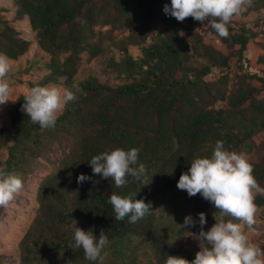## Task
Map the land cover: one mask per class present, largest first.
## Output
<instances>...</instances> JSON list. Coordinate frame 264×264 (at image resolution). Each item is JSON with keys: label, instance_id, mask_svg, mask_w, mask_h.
Wrapping results in <instances>:
<instances>
[{"label": "trees", "instance_id": "obj_1", "mask_svg": "<svg viewBox=\"0 0 264 264\" xmlns=\"http://www.w3.org/2000/svg\"><path fill=\"white\" fill-rule=\"evenodd\" d=\"M13 4L15 19L28 18L40 47L51 55V73L31 87L59 84L66 78L65 87L77 84L84 93H76L52 129L42 130L22 111L25 95L7 108L9 126H0V152L8 154L0 169L17 174L46 157L55 142L71 143L39 189L40 208L20 243V264H56L59 257L68 264H164L168 256L194 259L199 251L198 221L196 227L179 225L190 214L198 218L204 213L207 231L215 223L217 209L200 194L189 197L177 188L192 159L210 156L217 140L232 151H256V160L249 162L264 188V146L254 141L264 132V77L243 65L251 40L261 31L236 23L234 16L228 37L216 36L239 58L235 74L239 81L230 88V56L193 31L201 22L168 17L163 6L170 0H14ZM244 7L242 17L264 13V0H247ZM105 26L111 27L107 34L97 31ZM122 29L129 30L128 37L117 41L110 35ZM30 45L0 14V53L17 61ZM129 45L140 46L142 57L133 58ZM111 46L121 49L123 58L117 62L112 57L108 68L123 83L112 86L95 77L76 82L82 55L109 54ZM220 103L225 105L218 107ZM133 147L140 150L139 160L147 167L144 183L128 176L127 184L116 188L111 178L92 173L88 162L93 156ZM80 174L91 179L77 183ZM175 190L179 194L173 198ZM113 192L135 193L151 205L150 212L136 223H129L128 217L116 221L107 202ZM255 204L264 207V195L256 194ZM4 213L5 207H0V220ZM164 214L175 218L176 224L167 223ZM74 221L97 237L106 232L110 244L96 262L74 246ZM183 232L192 233L195 242L179 244ZM6 262L0 253V264Z\"/></svg>", "mask_w": 264, "mask_h": 264}, {"label": "clouds", "instance_id": "obj_2", "mask_svg": "<svg viewBox=\"0 0 264 264\" xmlns=\"http://www.w3.org/2000/svg\"><path fill=\"white\" fill-rule=\"evenodd\" d=\"M246 3L247 0H170V4L163 6V12L179 22L188 17L201 22L205 28L212 30L209 35L213 38L228 37V25L234 16L245 10ZM10 64L9 57L0 53V105L8 101L11 92L7 75ZM76 93L84 94L77 84L71 88L36 85L24 98L22 111L42 130L52 129L62 109L76 100ZM139 151L135 147L109 149L93 156L88 163L94 175L111 178L116 188L125 186L128 176L144 183L147 180V167L140 162ZM90 179V176L80 174L77 183ZM177 188L186 191L189 197L200 194L217 212L214 225L207 231L204 230L207 223L205 214H198L200 231L195 238L199 241V251L194 259L189 261L180 256H168L164 264H264V248L250 242L245 232V226L251 228L255 223L256 194L264 195V188L256 181L253 166L245 154L229 150L223 140H217L210 156L192 159L188 170L180 175ZM22 189L23 179L19 174L0 169V207H6ZM107 202L113 208L116 221L128 217L129 223L143 219L151 208L144 199H137L135 193L121 196L113 192ZM196 225L197 221L189 215L179 227ZM72 232L74 246L82 249L90 262L100 259L110 244L106 232L101 231L97 237L92 230L79 228L75 221Z\"/></svg>", "mask_w": 264, "mask_h": 264}, {"label": "rangeland", "instance_id": "obj_3", "mask_svg": "<svg viewBox=\"0 0 264 264\" xmlns=\"http://www.w3.org/2000/svg\"><path fill=\"white\" fill-rule=\"evenodd\" d=\"M13 3L14 0H0V14L3 19L9 21L15 29L20 31L21 37L29 41L31 45L29 51L24 56L20 57L17 61L10 60V71L7 75L11 92L8 96V101L0 105V126H9L7 108L18 97L21 95L26 96L29 93L31 83L37 84L51 73L49 68L51 55L40 47L36 32L33 31L29 19L27 18L23 21L15 19L16 9ZM235 21L239 24H245L256 31H261L257 38L251 40L243 65L251 73L257 74L259 77H264V13H253L248 17H242L240 14L236 16ZM110 29V26L98 27L97 31L107 34ZM193 31L202 34L208 44L213 45L225 55L230 56L232 66L230 88L235 86L239 81L235 74L239 73L238 66H240V62L238 56L234 54V50H230L226 45L222 44L217 37L213 38V36H210L208 28H205L204 25H195ZM129 34V30L126 29L110 33L117 41L128 37ZM128 51L135 59L142 57L140 46L129 45ZM66 56L63 55L62 60ZM112 57L117 62L120 61L123 58L122 50L116 46H111L109 54L103 53L95 58H91L88 53H84L78 67L77 75L75 76L76 82H82L89 77H95L102 83L112 86L122 84V78L108 68V62ZM65 80L66 78H61L59 84L50 83L48 85L65 86ZM251 83L260 87V82L257 80H253ZM262 96H264V92ZM224 105V103H220L218 107ZM254 141L256 145L264 146V132L258 135ZM70 148L71 143H68L66 139L57 141L51 146L46 157L37 160L27 172L19 173L23 179V189L5 207V213L0 220V253L8 259V262L5 264H20V243L32 226L40 208L38 199L39 189L43 181L56 171L59 163L70 151ZM238 153L245 154L248 160H256L257 158L256 151L252 154L245 151ZM7 157L6 150L0 152V168ZM177 194H179V191L175 190L171 195L174 198ZM161 214L162 211L160 210L159 215ZM190 216L198 221V218H195L192 214ZM164 217L170 225L176 224L175 218H171L167 214H164ZM254 219L255 223L251 228L245 226V232L250 242L264 248V207L257 208ZM178 240L180 241L179 244L184 246L191 245L195 242L193 234L188 236L185 232L180 235ZM55 261L56 264H68L65 257H59Z\"/></svg>", "mask_w": 264, "mask_h": 264}]
</instances>
